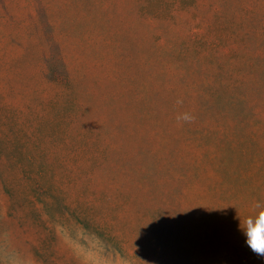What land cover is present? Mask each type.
<instances>
[{
	"label": "rangeland",
	"instance_id": "374dc122",
	"mask_svg": "<svg viewBox=\"0 0 264 264\" xmlns=\"http://www.w3.org/2000/svg\"><path fill=\"white\" fill-rule=\"evenodd\" d=\"M257 203L264 0H0V264H264Z\"/></svg>",
	"mask_w": 264,
	"mask_h": 264
},
{
	"label": "clouds",
	"instance_id": "9594fccd",
	"mask_svg": "<svg viewBox=\"0 0 264 264\" xmlns=\"http://www.w3.org/2000/svg\"><path fill=\"white\" fill-rule=\"evenodd\" d=\"M177 119L187 122L192 116L183 113ZM239 229L246 237V245L252 254L264 260V204L257 203L254 213L244 219L242 226L240 223Z\"/></svg>",
	"mask_w": 264,
	"mask_h": 264
}]
</instances>
